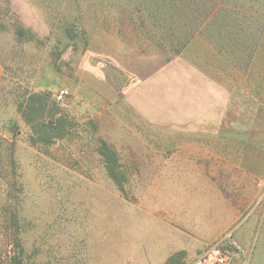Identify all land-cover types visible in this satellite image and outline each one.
Masks as SVG:
<instances>
[{"label":"rangeland","instance_id":"rangeland-1","mask_svg":"<svg viewBox=\"0 0 264 264\" xmlns=\"http://www.w3.org/2000/svg\"><path fill=\"white\" fill-rule=\"evenodd\" d=\"M127 2L0 0V264H264V18L175 50Z\"/></svg>","mask_w":264,"mask_h":264},{"label":"trees","instance_id":"trees-1","mask_svg":"<svg viewBox=\"0 0 264 264\" xmlns=\"http://www.w3.org/2000/svg\"><path fill=\"white\" fill-rule=\"evenodd\" d=\"M131 7L132 12L136 13L133 21L132 17L128 20L130 23L145 24V20L152 25L171 26L183 25L186 27V36L179 34L178 31L160 36L157 44L161 46H170L177 49L186 43H191L196 36L206 33L209 28L213 33L219 28L227 29L226 34L231 33V27L239 29L245 38V43H253V34L250 30L257 24L256 20L264 18V0H126ZM254 10V11H253ZM227 17L228 20L222 22L220 18ZM240 29H244L242 31ZM26 33L20 32L15 42L19 44L26 43L29 39L25 38ZM238 34V33H234ZM230 36V35H228ZM243 36V37H244ZM255 45V44H254ZM251 46V45H250ZM253 46V44H252ZM251 46V47H252ZM242 55L252 57L253 53L244 52ZM107 170V169H106ZM107 174L112 180L113 172L107 170ZM115 182L114 180H112Z\"/></svg>","mask_w":264,"mask_h":264},{"label":"built area","instance_id":"built-area-1","mask_svg":"<svg viewBox=\"0 0 264 264\" xmlns=\"http://www.w3.org/2000/svg\"><path fill=\"white\" fill-rule=\"evenodd\" d=\"M66 91L61 89L56 93V99L62 100ZM241 253L239 247L234 243L226 242V238L206 246L188 264H243L239 260Z\"/></svg>","mask_w":264,"mask_h":264},{"label":"crops","instance_id":"crops-1","mask_svg":"<svg viewBox=\"0 0 264 264\" xmlns=\"http://www.w3.org/2000/svg\"><path fill=\"white\" fill-rule=\"evenodd\" d=\"M104 172L107 174V170H104ZM107 175H108V174H107ZM108 178H109V180L111 181V179H110L109 176H108ZM220 240H221V239H220ZM220 240H218V241H220ZM218 241H216V242H218ZM214 243H215V242H214ZM211 244H213V243H211ZM208 245H210V244H208ZM208 245H206V246H208ZM206 246H205V247H206ZM205 247H204V248H205ZM204 248H202L201 250H203ZM173 249H177V248L174 246V248H172V250H173ZM201 250H200L199 252H201ZM199 252H198V253H199ZM198 253H197V254H198ZM197 254H195V256H196ZM195 256H194V257H195Z\"/></svg>","mask_w":264,"mask_h":264}]
</instances>
